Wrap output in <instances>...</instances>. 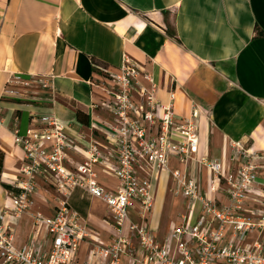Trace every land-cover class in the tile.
I'll list each match as a JSON object with an SVG mask.
<instances>
[{
    "label": "crops",
    "instance_id": "obj_1",
    "mask_svg": "<svg viewBox=\"0 0 264 264\" xmlns=\"http://www.w3.org/2000/svg\"><path fill=\"white\" fill-rule=\"evenodd\" d=\"M256 26L264 32V0H0V216L23 160L13 129L24 133L35 124L33 113L53 112L80 147L91 138H103L102 130L113 117L101 106L108 99V80L94 68L93 59L112 71L126 61L147 70L162 104L173 91L177 119L196 108L202 138L197 158L225 163L231 140L264 150V34L256 35ZM16 77L36 87L33 98L15 92L11 84L19 83ZM41 78L48 81L47 88L34 84ZM170 167L185 168L175 157ZM186 170L198 176L202 189L208 188V168L189 162ZM104 177L99 181L113 188ZM170 181L167 170L152 179L154 204L148 225L158 238L178 223L171 220L160 232L161 209L168 198H180L179 207L184 204L183 214L187 212V200L171 192ZM45 194L54 200L53 188L39 180L35 201L44 202L41 211L51 215L55 201L49 205ZM72 196L78 202L96 199L81 189L73 191L69 203ZM6 219L15 223L16 243L24 242L31 232L28 222L22 224V217ZM101 220L108 225L104 217ZM108 230L112 238L110 225ZM91 232L100 237L97 230ZM76 264L102 261L90 255L84 241Z\"/></svg>",
    "mask_w": 264,
    "mask_h": 264
},
{
    "label": "built area",
    "instance_id": "obj_2",
    "mask_svg": "<svg viewBox=\"0 0 264 264\" xmlns=\"http://www.w3.org/2000/svg\"><path fill=\"white\" fill-rule=\"evenodd\" d=\"M98 68L111 82L104 87L110 99L101 106L113 121L102 130L103 138L78 146L51 111L33 113L35 124L24 133L13 129L23 160L0 216V264H76L84 241L102 264H264V150L231 140L225 163L197 158L196 108L177 119L173 91L162 104L151 74L129 61L117 71ZM140 77L151 84L144 86ZM14 81L30 86L19 77ZM36 82L48 86L45 78ZM172 157L185 168H171ZM189 162L210 170L207 189L186 170ZM162 170L169 172L171 192L187 200V212L158 238L148 219L152 179ZM102 175L115 180L113 188L99 181ZM39 180L55 192L51 215L33 210ZM76 189L105 205L109 220L104 221L113 233L109 242L92 233L71 207L69 197ZM23 214L31 218V232L17 244L15 223L6 218Z\"/></svg>",
    "mask_w": 264,
    "mask_h": 264
},
{
    "label": "rangeland",
    "instance_id": "obj_3",
    "mask_svg": "<svg viewBox=\"0 0 264 264\" xmlns=\"http://www.w3.org/2000/svg\"><path fill=\"white\" fill-rule=\"evenodd\" d=\"M108 68V67H106ZM109 69V68H108ZM148 72V71H147ZM140 82L144 85V82H147L145 81L144 79H142L140 77ZM32 84V83H31ZM35 84V83H34ZM151 83L148 82V85H144V86H149ZM109 85H111V82L108 81L107 85H105L106 88H109ZM12 88H14L15 92H22L24 93V95H21V97L24 96V98H33L34 97V94H35V91H36V87H29L27 84H24V83H13L11 84ZM14 96H20V95H14ZM133 97L134 98H137L135 94H133ZM108 98L110 99V97L108 96ZM30 100V99H28ZM199 137V142H200V153H202V138L201 136H198ZM109 178H103L104 181H107ZM112 182H111V181ZM109 182H111V184H115V181L113 179H109ZM162 190L160 189L159 190V193L161 192ZM46 199H47V203L49 205L51 204H54V200L52 198L51 195H46ZM38 200V199H36ZM76 197L75 196H72L71 198V202H70V205L71 207H73L74 209H77L78 211H81L82 214L86 217V223H87V226L91 229H95L97 230L98 232H100V237L105 240V241H109L111 239V235L109 234V230H108V225L104 224V222H102V217L106 218L107 220H109L107 218V210H106V207L105 205L99 201V199H93V200H86L84 198L85 201H81V202H78L76 201ZM181 204L180 202V198L178 197H175L174 200H172L171 202H169V198L165 201V203L163 204V208L161 209V219H162V229H161V233H163V231L165 229H163V224L165 225L166 223H168L169 221L171 220H174L177 222H179L180 220V214L184 213V204L179 207ZM45 205L44 202L42 203H39L38 201L36 202L35 201V206L33 208V210H42L41 208H43V206ZM198 210H199V207H196L195 208V211H194V220L196 218V215L198 213ZM90 212V215H86V212ZM180 213V214H179ZM23 218L22 220V224L24 222V224L26 222H28V229L31 227V218L28 214H23L21 216ZM28 232V230H27ZM160 233V234H161Z\"/></svg>",
    "mask_w": 264,
    "mask_h": 264
},
{
    "label": "trees",
    "instance_id": "obj_4",
    "mask_svg": "<svg viewBox=\"0 0 264 264\" xmlns=\"http://www.w3.org/2000/svg\"><path fill=\"white\" fill-rule=\"evenodd\" d=\"M255 29H256V35H263L264 34V32L262 31V30H260L259 28H258V26H256L255 27ZM169 33H170V35H175V33H172L171 31H169ZM93 64H94V68L95 67H97L98 68V66H101L102 65V63L100 62V61H97V60H95V59H93ZM103 65H105V64H103ZM104 67H106V66H104ZM96 69V68H95ZM1 166V165H0ZM1 173V172H0ZM1 175V174H0Z\"/></svg>",
    "mask_w": 264,
    "mask_h": 264
}]
</instances>
